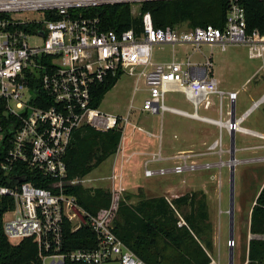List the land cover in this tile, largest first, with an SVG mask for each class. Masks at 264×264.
<instances>
[{"label": "built area", "instance_id": "built-area-1", "mask_svg": "<svg viewBox=\"0 0 264 264\" xmlns=\"http://www.w3.org/2000/svg\"><path fill=\"white\" fill-rule=\"evenodd\" d=\"M148 1L170 0H0V199L11 200V207L2 214V231L14 245L32 239L40 264H145L113 232L114 201L107 211L92 216L64 188L79 183L64 182V156L73 131L89 126L105 132L129 123V113L122 117L92 107L94 88L109 76L121 72L143 80L147 93L140 108L143 113H172L218 127V136L205 153L216 156V162L199 163L200 154L181 152L166 159L171 162L169 166L145 165L144 176L264 162V156L222 159L226 152L223 132L264 140V134L242 125L250 113L264 106V93L241 116L232 118L231 106L238 93L218 88L211 56L200 62L189 57L152 61L153 48L158 46H185L192 53L200 52L202 46L221 51L244 46L248 59L261 61L264 69V29L246 32L239 0H228L222 28L155 29L150 14L145 13L140 35L132 30L120 34L102 30L98 17L83 16L80 11L121 3L140 6ZM167 93L182 94L192 112L167 105ZM213 96L218 99L219 117L199 115L200 108H209ZM223 99L231 105L225 119L221 116ZM29 173L51 179L49 188L23 181ZM121 191L118 186L112 193ZM66 222L71 232L89 227L95 246L64 247ZM227 244L234 247V240Z\"/></svg>", "mask_w": 264, "mask_h": 264}, {"label": "trees", "instance_id": "trees-1", "mask_svg": "<svg viewBox=\"0 0 264 264\" xmlns=\"http://www.w3.org/2000/svg\"><path fill=\"white\" fill-rule=\"evenodd\" d=\"M239 2L244 8L246 32L262 31L264 0ZM227 9L228 0H170L143 2L135 17L128 3L80 11L83 16L98 17L102 30L118 34L132 30L140 35L143 30L142 15L145 13L150 14L155 29H180L182 25L186 29L206 26L222 28ZM121 76V72H118L94 88L92 107H99L105 94ZM121 136L119 127L105 132L89 126L74 130L64 156V182L80 180L98 168L116 153ZM22 180L43 188H49L52 182L36 173L26 174ZM64 188L92 216H99L111 206V194L106 190L86 189L79 183L65 185ZM138 196L140 199L135 204L127 203L129 196L118 201L113 232L139 260L145 264H210L206 251H212L211 225L208 222L205 196L201 192L180 196L171 204L164 197L145 199L139 191ZM10 207V199H0V264H40L37 246L32 239H24L14 245L5 238L2 214ZM249 231L260 238L249 240L247 264H264V184L251 208ZM63 233L64 247L68 249H91L95 246L94 234L87 226L71 232L70 224L66 222Z\"/></svg>", "mask_w": 264, "mask_h": 264}, {"label": "rangeland", "instance_id": "rangeland-1", "mask_svg": "<svg viewBox=\"0 0 264 264\" xmlns=\"http://www.w3.org/2000/svg\"><path fill=\"white\" fill-rule=\"evenodd\" d=\"M139 5H131V14L135 17L138 15ZM185 26L182 25L179 30H184ZM177 53L179 56H183L181 53L187 52V47H176ZM189 58L195 61H202L203 55H210L213 58V71L215 78L219 79L223 75V84H227L231 87L236 88L238 92L236 107L237 112L236 116L240 113V110L243 108L245 110L252 101L258 99L260 95L264 92V69L263 64L259 61H252L247 58L246 48L244 46H231L226 50L221 51L217 47H208L202 46L200 52L192 53L191 50H188ZM172 52L170 47H154L152 51V59L155 61H169L171 59ZM249 78V79H248ZM248 79L247 83L246 80ZM139 81V82H138ZM138 83V84H137ZM146 88L143 81L137 80V77H130L127 74H123L120 79L117 81L116 85L111 91H109L101 101L98 109L104 114H113L121 115L125 117L128 113V107L131 105L134 109H139L142 105V101L146 96ZM213 100L217 103V97H213ZM226 103V102H225ZM166 104L169 106H174L177 108H184L188 112H192V107L184 100V97L180 93H167L166 94ZM262 107L257 108L254 112L250 114L247 121L243 122L244 127H254L260 130H264V117L261 113ZM206 114L202 109L199 110V115ZM210 116L217 117L215 112H208ZM182 118H176L169 114H165L162 119V125L165 129L171 128V125H176L185 122ZM137 125V126H136ZM122 136L135 131H138L140 127L145 130L144 133L141 131L138 132L148 135L149 132L158 133L160 129V117L155 116H146L136 112L133 116L129 117V123L121 126ZM213 134L215 137L218 136L217 129H213ZM156 133V134H157ZM125 134V135H124ZM141 135V134H140ZM239 136L237 135V138ZM222 140L225 145L228 143V136L223 132ZM157 151V148L154 149ZM130 153L131 149H127ZM124 152L123 144L119 145L117 154ZM237 158H241L239 155H236ZM251 157V155L245 156ZM243 157V158H245ZM217 157L210 158L208 161L213 160L217 161ZM222 159L227 160V155H223ZM113 156L105 160L98 168L93 170L91 173L78 180L79 184L86 189H103L108 191L111 194V203L114 201L118 202L121 199H125V196H129L127 202H132L138 197V191L141 192V196L144 195L141 188H138L137 185L143 186L145 193L148 192L152 195H158L161 192L162 187L165 185L171 186L176 184L182 179H189L187 186L196 187L201 182H208L210 184L212 191L214 192L215 199H220V208H229V168L223 167L220 170L218 175V170L208 169V170H198L195 172H185L182 174H168L165 176H154V177H145L143 175L142 165H138L137 160L130 161L126 160V168H115L113 165ZM171 164V162H170ZM169 164V165H170ZM163 165V166H169ZM215 175V176H214ZM113 176H117L116 187L121 186V180L124 176L127 182L122 183V191L112 193L115 185ZM214 176V177H213ZM218 176L220 177L221 183L218 182ZM264 162L257 163H247L243 165H237L236 172L234 174V212L235 219L233 225V232H235V237L238 234L241 235V244L237 243L236 247L233 250L232 259L233 264H246L245 256V246L247 239V234L245 231V223L248 222V213L250 212L252 202L255 198V194L258 191V188L264 180ZM195 192V191H193ZM192 192V193H193ZM201 192V191H196ZM175 193L182 195L189 193V190H177ZM191 194V191H190ZM168 198L169 195L165 194ZM218 197V198H217ZM113 203V204H114ZM241 212H239V210ZM238 217V218H237ZM115 216L112 218V225L114 222ZM226 223V215L223 219V226L221 227V239L218 240V237H215V247L212 251L213 259L219 264H229V254L230 249L226 246L225 239L229 237V215ZM239 223V224H238ZM240 226V227H239ZM239 228L240 231L239 232ZM238 229V233L236 232ZM228 234V235H226ZM228 236V237H227ZM243 256V257H242ZM245 260V261H244Z\"/></svg>", "mask_w": 264, "mask_h": 264}, {"label": "crops", "instance_id": "crops-1", "mask_svg": "<svg viewBox=\"0 0 264 264\" xmlns=\"http://www.w3.org/2000/svg\"><path fill=\"white\" fill-rule=\"evenodd\" d=\"M162 47H170V46H158V48H162ZM181 47H184V46H181ZM188 50H190V49L187 47V50H186L187 52L181 53L183 56H179L178 53H177L176 47L174 49L171 48L172 56H171L170 60H172L174 58L175 60L183 61L186 57H190L189 53H188ZM246 53H247V51H246ZM206 56H210V55H203V57H206ZM152 61L154 63L168 62V61H155L153 59H152ZM252 61H255V60H252ZM196 62H200V60L196 61ZM212 62H213V58H212ZM259 62H261V61H259ZM261 64H262V62H261ZM213 65H214V62H213ZM212 75L215 78L214 71H213ZM223 77L224 76L221 75V77L219 79L215 78L216 82H217V85H218V88L221 91H223V92H236V90H235L236 88L231 87V86H229L227 84L226 85L223 84ZM248 79L246 80V83H247ZM137 80L143 81L140 78L137 79ZM213 97H216V96H213ZM213 97L210 100V106H209L208 109H203V108H200V109H202L203 111L206 112V114H204L202 116L208 117V118H212V119H217L219 117L218 100H217V103H216L213 100ZM230 106L231 105H229V102H228L227 99H223L222 100L221 116L224 119L227 118V113L230 110ZM130 107H131V109H130ZM263 107L264 106H262L261 113H262V115L264 117ZM140 108L139 109H134L130 105L128 107L129 117L133 116L136 112H139L140 114H143V115H146V116H153V115L141 112ZM179 109L187 111L184 108H179ZM232 109H233V112H234V116H236V112H237L236 102H235V104L233 106H231V111H232ZM245 110H243V108H242L240 110V112H239L240 114L238 116H241L244 113ZM210 111L215 112L217 114V117L208 115L207 113L210 112ZM165 114H169V115L174 116L176 118L177 117L178 118H182L183 120H186V121L185 122H181L179 124L176 123V125H171V128L165 129L164 125H162V119H163V116ZM165 114L162 115V116H155V117H160V129H159L158 133H157V131L154 132V133L153 132H149L150 134L145 135V134H142V133H144L145 130H143L140 127V130L135 131L134 134H132V132H131V133L126 134V135L124 134L125 136H121V140H120L119 145L123 144L124 152L122 153V155L121 154H117V153L112 155L113 156V162L112 163L115 166V168H119V167L122 168V169L126 168V160H128V162L130 161V163H131L132 160H137L138 165L139 166L142 165V167H143V175H144V167H145V165L149 166V167H152V168H158V167H162L163 165H169L170 161L166 160V159L174 157V156H176L177 154H179L181 152H189V151H191L193 153L200 154L199 157H198V162L199 163L209 162L208 160L210 158L212 159L213 157H216L214 155H208V154H205V153H207L208 145H210L217 138V137L214 136L213 131H212L214 128L217 129V131H218V127L217 126L212 125L210 123H206V122H202V121H199V120H195V119H192V118L183 117V116H180V115H177V114H172V113H165ZM119 116H121V115H119ZM248 117H246L244 122L247 121ZM246 128H249L251 130L258 131V132L264 134V130H260V129L255 128L254 124L252 125V127H246ZM140 131L142 133H139V135H136ZM237 135L239 136L238 138H237ZM227 136H228L227 145L224 144L223 140H222V142H223V147H224V149L226 151L224 155H227V158L229 159L230 135H227ZM263 145H264V140H260V139H257V138H254V137H250V136H247V135L234 134V157L236 159H238V160H244V159H251V158H254V157H257V156H264V148L259 147V146H263ZM126 148L127 149H131L132 151H130V153H129L128 151H126ZM156 148H157V151L154 150ZM236 155H239L241 158H237ZM248 155H251V157H245V156H248ZM112 156H110V157H112ZM158 157L161 158L162 160L155 159V158H158ZM243 157H245V158H243ZM214 162H216V161L215 160L211 161V163H214ZM253 163L260 164V163H263V162H253ZM243 164H247V163H241V164H237V165H243ZM237 165L234 166V174L236 172ZM220 170H218V175L220 174ZM115 177L116 178L114 179V181L117 179V176H115ZM123 178H124V180H121V177H120L121 186H122L123 182L125 184H127V182H128V178H127V182H126V179H125L124 176L122 177V179ZM147 178H149V177H147ZM188 180L189 179H182V180L178 181L174 185H171V186H168V185L166 186L165 185L164 187H162L161 192L158 195L156 194V195H152V196H149L150 194H148V192L145 193V189H144L143 186L137 185V187L142 189L144 195L146 194V196L142 195L143 198L149 199V198H155V197H164L168 201V203H170V204H171V202L174 199H177L180 196H183V195H186V194H190V191H191V193L193 191H195V192L196 191H201V193L205 196V204H206V209H207L208 222L211 225V243H212V251H213V249L215 247V237H218V240L221 239V227L223 226V219H224L225 215H226V223H227V220H228L227 217H228L229 208L226 207V208H224V210H222L220 208V201H219L220 199H215L214 192L212 191L211 187H209L210 184L208 182H203V183L201 182V184H198V186L193 188L191 186H189V187L187 186ZM116 182L117 181H115V185H114L115 187L117 185ZM218 182H219V184L221 183L219 176H218ZM263 184H264V180H263V182H261V184H260V186L258 188V191L255 194L256 196H255V198H254V200L252 202V206L254 205L255 199H256L259 191L261 190ZM187 189L189 190V193L182 194V195H179V194L175 193V191H177V190H183L184 191V190H187ZM197 193H199V192H197ZM165 194L169 195L170 198H168ZM133 199L134 200L132 202H127V203L135 204L136 202L139 201L140 197L138 196L136 199L135 198H133ZM117 203L118 202L114 203L116 208H117ZM252 206H251V208H252ZM234 210L235 209H234V206H233V225H234L235 212H236V211L234 212ZM238 210H239V212H241L240 209H238ZM250 212H251V209H250ZM250 212L248 213V222L245 223L246 224L245 225V231H246V234H247V239H245L246 246H245V249H244V252H245L244 259H246V264H247V261H248L247 255H248V242H249V240L252 239V238H256V239L260 238V236L251 235V233L249 231ZM114 216H115V214H114ZM181 223L184 224V222L182 220H181ZM236 232L238 233V229H236ZM239 232H241L240 228H239ZM226 235H228V234H226ZM229 239H230L229 237L226 238L225 239V243ZM232 240H234V247H228V246H226V247L229 248V249H232V254H233V250L236 247L237 243L239 245L241 244V241H242L241 235L238 234L237 237H235V232H233ZM212 251L211 252L206 251V253H207V255H208V257L210 258V261H211L210 264H212V261L214 262V264H219L218 262H216L213 259ZM232 264H233V259H232Z\"/></svg>", "mask_w": 264, "mask_h": 264}, {"label": "water", "instance_id": "water-1", "mask_svg": "<svg viewBox=\"0 0 264 264\" xmlns=\"http://www.w3.org/2000/svg\"><path fill=\"white\" fill-rule=\"evenodd\" d=\"M234 117V112L232 109V118ZM230 161L234 160V134H230V151H229ZM230 176H229V238H233V206H234V166H230ZM229 264H232V249H230L229 254Z\"/></svg>", "mask_w": 264, "mask_h": 264}]
</instances>
